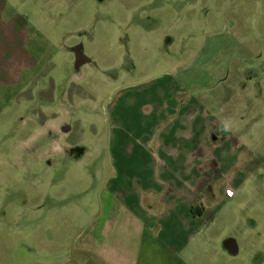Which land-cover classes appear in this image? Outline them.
<instances>
[{
	"label": "rangeland",
	"instance_id": "1",
	"mask_svg": "<svg viewBox=\"0 0 264 264\" xmlns=\"http://www.w3.org/2000/svg\"><path fill=\"white\" fill-rule=\"evenodd\" d=\"M1 5V19L27 23L33 64L12 81L0 43V264H91L81 245L116 173L110 113L129 115L115 102L122 90L159 100L147 89L163 78L240 143L238 177L221 182L236 195L208 204L195 254L206 264H264V0ZM210 173L193 172L196 192ZM228 239L238 244L231 255L219 250Z\"/></svg>",
	"mask_w": 264,
	"mask_h": 264
},
{
	"label": "crops",
	"instance_id": "2",
	"mask_svg": "<svg viewBox=\"0 0 264 264\" xmlns=\"http://www.w3.org/2000/svg\"><path fill=\"white\" fill-rule=\"evenodd\" d=\"M3 6L0 43L14 67L2 71L14 81L19 71L32 66L33 56L23 47L27 23L17 15L1 19ZM165 79L147 89H154L159 100H137L132 88L122 90L115 102L128 107L129 115L116 109L110 113L116 173L106 186L107 210L81 245L93 257L91 264H206L195 252L196 238L212 217L209 205L236 195L233 187L221 182L238 177V135L199 111L189 98L181 99L183 90ZM127 123L138 132L132 135ZM200 170L212 173L196 192L190 177ZM199 245L202 250L210 247ZM219 250L231 255L238 244L224 240Z\"/></svg>",
	"mask_w": 264,
	"mask_h": 264
},
{
	"label": "built area",
	"instance_id": "3",
	"mask_svg": "<svg viewBox=\"0 0 264 264\" xmlns=\"http://www.w3.org/2000/svg\"><path fill=\"white\" fill-rule=\"evenodd\" d=\"M229 195H232V192H229Z\"/></svg>",
	"mask_w": 264,
	"mask_h": 264
},
{
	"label": "flooded vegetation",
	"instance_id": "4",
	"mask_svg": "<svg viewBox=\"0 0 264 264\" xmlns=\"http://www.w3.org/2000/svg\"><path fill=\"white\" fill-rule=\"evenodd\" d=\"M226 244H227V246H228L229 242H226Z\"/></svg>",
	"mask_w": 264,
	"mask_h": 264
}]
</instances>
